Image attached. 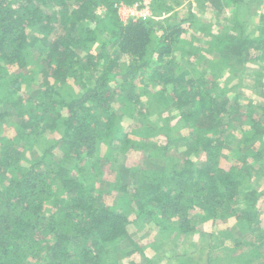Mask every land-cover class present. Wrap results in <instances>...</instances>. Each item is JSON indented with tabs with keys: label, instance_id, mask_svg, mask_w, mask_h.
<instances>
[{
	"label": "trees",
	"instance_id": "1",
	"mask_svg": "<svg viewBox=\"0 0 264 264\" xmlns=\"http://www.w3.org/2000/svg\"><path fill=\"white\" fill-rule=\"evenodd\" d=\"M162 1L153 0L155 13L171 14L176 6L163 8ZM143 3L0 0V264H121L115 257L125 240L133 248L124 255L125 264H142V258L143 264H159L133 238V232L147 228L148 219L158 228L153 247L174 235L175 240L199 233L197 220L223 222L230 224L232 244L223 250L226 264L263 259L258 244L264 243V230L259 233L257 223L264 191L255 185L254 169L261 184L264 105L263 115L253 103L241 107L240 96L232 99L224 89L230 80L224 85L220 79L232 73L234 61L244 68L262 63L257 85L264 87V13L258 19L261 33L251 35L247 0H202L201 8L212 6L217 17L225 15L229 32L210 34L209 50L216 56L209 59L206 74L181 83L174 74L181 68L175 57L182 37L195 27L205 36L213 26L200 22L192 0L177 24L120 20V5ZM105 33L109 40L103 39ZM96 44L98 52L92 49ZM33 51L40 52L36 61ZM193 52L200 55L184 51ZM190 61L194 69L197 63ZM153 64L154 71H147ZM31 66L36 68L29 72ZM141 73L144 85L139 86ZM34 82H41L36 96L31 95ZM113 99L125 104L123 112ZM166 109L179 116L162 121ZM136 117L149 120L151 133L143 127L138 135L135 122L128 132L125 119ZM234 121L239 122V149H227L225 132ZM180 124L190 133L178 138L174 131ZM157 137L165 144L156 145ZM172 146L185 158L167 156ZM149 148L154 152L147 158L161 154L162 164L146 170L143 162L128 163L109 181L105 167L114 156L129 159ZM129 206L135 213L125 215ZM244 231L248 241L237 234ZM243 247L250 251L239 253ZM212 249L205 264H215ZM202 253H175L168 259L170 264H203ZM250 255L252 262L245 260Z\"/></svg>",
	"mask_w": 264,
	"mask_h": 264
},
{
	"label": "rangeland",
	"instance_id": "2",
	"mask_svg": "<svg viewBox=\"0 0 264 264\" xmlns=\"http://www.w3.org/2000/svg\"><path fill=\"white\" fill-rule=\"evenodd\" d=\"M176 0H163L161 5L164 7H167L169 5H175L176 8L171 14H166V13H161L159 12V15L155 13L153 9V0H144V5L140 9H136L135 7L129 8L124 5H120L118 7V14L120 20L124 24H128L130 22H136L139 21V18L137 15H134L140 11L142 8H146L148 12H150V19L162 22L165 20H169V23L171 24H177L179 20H181L183 17L187 15L189 12V0H177L181 2L182 4L179 6L177 4H173ZM194 3L193 6V12L196 13L199 16V20L202 24H206L208 26H213L210 29V32L207 33L205 36L201 33H198V29L196 27L193 29V32L190 31L186 35L182 37V43L180 44L179 47V52L177 56L175 57L176 61L180 63L181 68L175 72L174 77L176 78V81H180L181 83L194 78L197 79L203 74H206L207 72V65L210 63L209 59H212L216 54H211L212 52L209 50L210 48V42L212 41V37L210 36H216V35H227L228 30L225 24H223L224 17L225 15L222 14L220 17L216 16L219 15L217 11H215L212 6L201 8L202 0H192ZM160 8V7H159ZM158 9V7H157ZM137 10V12H136ZM226 10V15L228 17H231L233 13L231 10L228 8ZM244 12L246 15L249 17V26L248 31L250 32L251 35H258L260 34V30H258V25H259V18L258 15L259 13H264V0H247V5L244 6ZM160 11V10H159ZM141 20V19H140ZM233 26V25H231ZM191 30V29H190ZM254 33V34H252ZM105 40L110 39V34L105 33L104 38ZM206 39V40H204ZM99 44H96L95 46H92V49L94 51H99ZM193 50H198L200 51V55L193 52L194 54L192 55H186L184 51H193ZM109 51L111 54H118V52H115L112 47H109ZM182 52V53H181ZM184 54V55H183ZM40 52L39 51H33V60L36 61L40 58ZM190 60L196 61V66L194 69L190 65ZM187 61V63H186ZM157 65V64H156ZM194 66V65H193ZM156 66L154 64L148 68L147 71H154ZM36 66H31L29 67V72L34 71ZM262 68V63H249L246 68L237 65L236 62L234 61L232 63V66L230 67V71L232 73L225 72L224 75L221 76L220 82H224V85L227 84V80L229 81V85L227 84L228 87H224L229 93V96L232 99H235V97L238 95L240 96V105L241 107H249V104L253 103L255 106V110L257 114L263 115V105H264V87L263 86H258L257 85V79H258V72H261ZM209 75V74H208ZM143 74H139L138 76V85H144L143 81H140L139 78L142 77ZM141 79V78H140ZM149 80L146 79L145 82H148ZM43 82V81H42ZM45 82L46 81L45 79ZM41 82H34L31 85V95L36 96L38 92L41 90L40 86ZM180 85V84H179ZM147 100H145L146 102ZM113 103L115 105V108L118 109V111L123 112L125 109V104L120 103L118 100L113 99ZM145 109L148 110L147 107ZM135 113V110L133 111V114ZM164 119L162 121H170L174 120L173 117L179 116L174 114H171L170 109H166L163 111ZM17 119V118H16ZM15 119V120H16ZM11 121L14 120V118L10 119ZM153 119H150V121L153 122ZM133 122L137 123V125L140 127L138 129V135L140 134L141 128H145V131L148 133H151L150 129L148 128L149 126V120H146L143 123V120H140L139 118H135L134 120H127L125 119L124 125L128 127L130 126ZM225 123L227 121L225 120ZM143 124V125H141ZM8 125V124H7ZM161 126H165L164 122L160 123ZM238 121H234L232 124V127H228L227 131L225 132V137L227 139L226 145L227 149H239L238 148V138H237V133L238 132ZM190 128V127H189ZM131 129L129 130V127L127 128L128 132H131ZM189 132V129L185 127L184 125H178V128L176 131H174V135L178 138L186 136ZM156 145H164L165 144V139L163 137H157L154 139ZM178 145V144H177ZM178 147V146H177ZM176 146H172L168 153L167 156L173 157L174 159H183L185 158V153L181 152L183 150L177 148ZM243 150V153L245 154L246 149L243 147H240ZM179 149V150H178ZM162 151V149H161ZM228 151V150H227ZM154 152V149L149 148L146 152H140V153H134L130 154V158L128 157H116L114 156L112 161L110 162V165H107L105 167V175L109 177V181H113L115 173L114 172H119L122 167L128 163L134 165H139L141 162H143L142 168L146 170H154L158 165L162 164L163 161L162 155L160 154L159 157L153 158V159H148L147 156ZM229 152V151H228ZM229 155V153H228ZM33 158L36 156L35 153H32L31 155ZM199 166H202V162L198 163ZM264 167V165H262ZM258 168V167H257ZM23 172V171H22ZM255 175H256V181L258 182L260 179V172L257 169H254ZM257 187L261 190L264 191V181L261 182V184L257 183ZM260 182V181H259ZM129 210H124L125 215H129V213H135L133 212L134 206H129ZM130 211V212H129ZM260 216L259 220L257 223V231L260 233L261 230H264V204H261V209H260ZM170 221V222H169ZM169 223L176 224L175 220L173 221L172 219H168ZM144 224L147 226L145 230H142L141 232H133V238H135V241L141 242L145 247H147V251L149 254V257L155 261L156 263L159 264H170V260L168 259L170 255H174L175 253H190L193 254L198 251H202V256H203V264H205V260L208 259V254H209V247H212L213 249V261L215 264H226L228 261V257H225L223 255V250L226 245H232L230 244V240L228 238L229 232L227 231V228L229 227L230 224L223 223V222H216L212 223V221L208 222H203L202 220L198 221L197 220V227L199 228V233H196L188 238H184V236H180L178 239L174 240V236H172L170 239L166 240L161 244L160 246H151L152 244L155 243V239L158 233V228L153 226L152 222L148 219V221H144ZM232 224V223H231ZM233 224L231 225L232 228ZM141 229V228H140ZM232 232V231H231ZM241 234V236L245 241H248L250 239L249 234L246 233L245 231L237 233ZM248 238V239H247ZM232 247V246H230ZM258 248H261L263 252H261V255L263 256V259L256 260L253 262V264H260L264 263V243L258 244ZM133 248L131 246V243L128 240L123 241L120 244V251L117 253V256L115 257L121 264H125L124 258L125 254L132 251ZM239 251V250H238ZM250 251V247H243L240 248L239 253H248ZM199 254V253H198ZM228 254V253H227ZM226 254V255H227ZM140 257V256H139ZM252 255L246 256L245 260H250L251 262L254 261L253 258H251ZM136 258V256H135ZM138 259V256H137ZM141 259V258H140ZM133 260V258H129L128 261ZM135 260V259H134ZM142 264L145 263V259H141ZM202 264V260H200ZM127 263V262H126Z\"/></svg>",
	"mask_w": 264,
	"mask_h": 264
},
{
	"label": "built area",
	"instance_id": "3",
	"mask_svg": "<svg viewBox=\"0 0 264 264\" xmlns=\"http://www.w3.org/2000/svg\"><path fill=\"white\" fill-rule=\"evenodd\" d=\"M144 5V4H143ZM143 7V6H142ZM130 8H132V7H130ZM134 8V7H133ZM135 8L136 9H140L141 7H139V6H135ZM146 8H142L140 11L138 10V12H137V10H136V14H134V15H137L138 17H140L139 18V20L141 19V20H147V19H150V18H152V17H150V12H148L147 10H145Z\"/></svg>",
	"mask_w": 264,
	"mask_h": 264
},
{
	"label": "crops",
	"instance_id": "4",
	"mask_svg": "<svg viewBox=\"0 0 264 264\" xmlns=\"http://www.w3.org/2000/svg\"><path fill=\"white\" fill-rule=\"evenodd\" d=\"M262 14L261 13H259V15H258V18L261 16Z\"/></svg>",
	"mask_w": 264,
	"mask_h": 264
}]
</instances>
